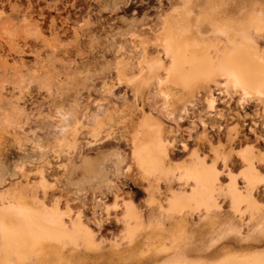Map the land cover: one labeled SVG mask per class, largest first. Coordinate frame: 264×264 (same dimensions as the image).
<instances>
[{"label":"rangeland","instance_id":"obj_1","mask_svg":"<svg viewBox=\"0 0 264 264\" xmlns=\"http://www.w3.org/2000/svg\"><path fill=\"white\" fill-rule=\"evenodd\" d=\"M182 5L0 0V225L3 216L16 224L33 214L89 231L93 247L86 249L80 237L64 245L67 264H216L224 251L264 249V94L244 93L220 76L186 93L166 79L165 68L160 89L155 79L140 78L142 55L165 66L168 60L157 46L143 50L139 39L154 42L163 16ZM259 45L264 49V39ZM136 78L138 95L129 84ZM154 135L167 163L187 167L201 160L216 175V207L206 215L199 207L167 216L173 192L187 195L204 186H184L179 170L157 173L151 182L143 177L132 147ZM231 186L241 194L253 187L258 219L239 220ZM151 197L161 207L148 204ZM129 204L144 223L165 225V234L182 223L177 248L144 253L142 233L128 245L123 215Z\"/></svg>","mask_w":264,"mask_h":264},{"label":"bare ground","instance_id":"obj_2","mask_svg":"<svg viewBox=\"0 0 264 264\" xmlns=\"http://www.w3.org/2000/svg\"><path fill=\"white\" fill-rule=\"evenodd\" d=\"M182 1L183 5L179 9L163 16L154 42L139 39L140 45L145 44L143 50L149 46H157L164 59L168 60V66L163 61L156 64L147 59L144 52L139 62L140 78L147 81L155 79L160 89L164 78L159 72L165 68L166 79L177 84L186 93L191 91L194 83L220 76L232 81L244 93L264 94V49L259 45V40L264 39V0ZM135 81L137 82V78L129 84L133 93L138 95L141 93V85L139 82L134 84ZM207 99L212 107L213 97ZM186 105L181 108L184 112L188 110ZM131 156L143 177L150 182L157 180V173L167 175L179 170V180L184 186H189L193 181L204 186L187 195L173 192L167 198L164 209L169 218L181 216L188 208L199 210V207H203L206 215L216 207L213 193L217 190L216 175L205 167L203 161L192 159L187 167L172 166L167 163L157 135H154L152 141L135 142ZM252 189L253 187H249L245 194H241L233 186L228 189L239 220L250 222L258 219L253 213H257L261 207L253 199ZM241 202L247 205L245 210L239 208ZM151 203L161 207L152 197L148 204ZM247 213L252 215L249 219H244L243 215ZM3 217L0 225V264H67L69 257L63 255L64 245H76L77 238L80 237L86 249L94 246L90 232L75 224L69 230L62 223L53 219L51 222L41 215L27 214L22 222L16 224L13 217ZM123 220L128 245L135 244L136 234H143L144 253L158 246L163 249L159 251L168 252L177 248L181 241V230L184 227L182 223L169 225L168 234H165V225H157L152 221L144 223L143 215L131 204L126 206ZM248 222L242 225H248ZM227 228L240 232L239 226L228 224ZM162 264L191 263L169 259ZM216 264H264V249L245 254L224 251Z\"/></svg>","mask_w":264,"mask_h":264}]
</instances>
